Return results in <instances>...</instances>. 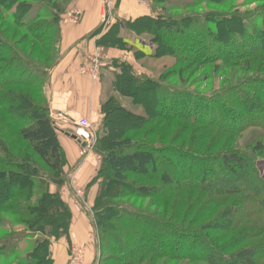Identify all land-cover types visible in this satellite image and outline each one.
<instances>
[{
  "label": "trees",
  "instance_id": "1",
  "mask_svg": "<svg viewBox=\"0 0 264 264\" xmlns=\"http://www.w3.org/2000/svg\"><path fill=\"white\" fill-rule=\"evenodd\" d=\"M20 1L22 0H0V62H3L0 63V91L14 83L16 73L14 65H23L21 75L24 78H30L35 73L33 67L38 65L49 69L59 58V52L55 49L56 43H51L47 38L50 30L44 32L42 29H32L20 38L22 44L32 43L33 45L28 55L18 48V44L5 37L7 31L23 29L27 26L21 15L23 6L13 11L10 7L11 3L16 4ZM48 6L56 21L58 41L61 33V27H59L61 15L67 10L68 4L66 0H54V3H49ZM219 17V15H208L207 18L216 26L217 33H227L224 25L233 24L238 20L235 16ZM148 19L139 18L129 22L128 25L134 30L143 29V32L149 29V33L163 37L170 41V45L172 42H177V39L169 34V29L166 28V31L164 28L160 29L155 23L148 25L146 21ZM262 24L264 27V20ZM102 29L101 27L96 30L94 35L101 34ZM187 32L190 38L186 41L195 42L199 51L203 52L207 49L215 51L216 61L249 60L251 63L258 64L256 70L259 75L257 73L241 83V87H245L247 93L240 88H232L225 94L230 106L223 107L222 112L238 125L231 129L224 128L226 133L239 132L244 127H260L264 131V28L252 30V36L244 29H238L231 37L217 36L216 38L210 36L206 38L193 30H187ZM168 34L170 37H166ZM111 35L113 34L109 31L102 34L98 43L112 45L105 41L110 40ZM238 36L244 38L247 36L248 44L240 50L234 48L235 50L223 54L228 43ZM171 50L173 51V47H170L169 51ZM170 52L165 50L156 55L171 56ZM174 56L177 59L176 63L183 61L182 58L179 60L176 55ZM207 59L206 64L210 63V58ZM185 61L199 62V59L192 54ZM240 66L250 68V64L242 63ZM179 71L182 70H174L166 77H177ZM178 75L180 76V73ZM4 77L6 80H3ZM256 77L257 79H254ZM118 78L121 84V91L117 90L119 92H123V87L135 80L129 72ZM17 82L22 85L23 80H17ZM135 84L138 88L132 93H140L142 82L137 80ZM27 86L30 87L31 84ZM160 88H162V91H159L161 98L158 96L159 92H155L158 98L154 96L155 103L151 104L155 108L158 107L159 101H163L162 97L173 95L171 88ZM39 91L36 98L40 103H36L35 97L27 91L10 88L4 90L0 99L4 116L0 117V123L12 120L18 128L20 137L29 143L34 155L42 160L51 173L62 177L61 183L63 184L66 182L65 166L68 160L59 140L58 129L48 108L43 105L45 101L43 90ZM152 100L153 98L149 99V102L151 103ZM119 110L124 112L126 118L131 115L133 117L142 116L122 106L116 98H110L102 104L101 112L106 118L104 122L106 129L104 133L97 135L92 147L93 152L102 158L99 173L106 177L97 197L94 211L99 233V255L95 264H141L144 255L201 261L205 264H264V178L258 174V169L254 167L253 162H249L237 150L222 151L219 157L220 168L225 174L221 175L229 186L226 189L212 188L213 192L210 188L201 189L193 183L199 178H202L201 181H208L209 175L215 174V170L206 168L191 172V168H186L182 173L184 176H189L179 180L175 178V174L161 169L159 158L155 154L154 143L143 141L137 143L135 140V142L125 144L132 139L123 134L121 140L113 137V129L108 119L114 118L115 112ZM156 111L153 112L152 117H148L150 119L148 122H138L124 130L138 131L148 123L154 125L152 130H157L158 123H163L161 119L164 116L162 112ZM10 112L15 113L17 119L13 120L9 116ZM172 118L176 117H169L168 120ZM213 126L216 125L213 124ZM252 151L253 153H264V137L254 142ZM0 154L6 156V160H0V191L4 192V197L0 199V212L21 218L29 228L45 235L43 239L35 243L33 249L25 257L21 259L19 257L16 264H53L49 249L50 240L53 237L58 239L69 235L72 221L71 210L64 203L60 193L50 191V183L38 174V167L32 161L29 159L16 160V155L3 137H0ZM197 159L202 162L206 160ZM130 175L151 178L158 181L160 185L134 184L129 181ZM193 178L196 180L192 181ZM189 189L208 192L210 197L204 200L197 211L194 210V206L193 209H189L188 204L183 212H180L178 206L182 204L181 201L173 202L176 199L175 194L186 192ZM137 195L156 199L168 197L169 201L166 200L167 205L162 214L149 212L129 203L112 199V196L125 198ZM19 200H24V202L19 203ZM10 201H12L11 204ZM107 240H109L108 246L105 244ZM131 241L133 244L129 245ZM6 247V241L0 244V249L3 250ZM138 257H141V260L137 261Z\"/></svg>",
  "mask_w": 264,
  "mask_h": 264
},
{
  "label": "rangeland",
  "instance_id": "2",
  "mask_svg": "<svg viewBox=\"0 0 264 264\" xmlns=\"http://www.w3.org/2000/svg\"><path fill=\"white\" fill-rule=\"evenodd\" d=\"M136 1L145 9L138 11L134 20L149 18L146 20L148 21V25L155 23L160 29L164 28L165 31L166 28L169 29V34L175 37L177 42H172L170 45V41L149 33V29L147 32H143V29H132L128 24L133 20L120 19L115 15L120 0H110V2L102 0L104 21L100 24V27L102 26L103 29H106L105 33L109 31L110 34L113 35H111L110 40H105L106 43H112V45L101 44V46H104L105 51L110 48L124 50L119 53L123 56L115 57L110 61V66L114 69L112 71L113 75L110 78L111 84L108 81L107 84L109 85L108 89L112 88L113 90L112 92L109 90V92L107 91L109 93L107 100L116 98L122 106L128 107L135 113L142 115L140 117H133V115H131L129 118H126L123 111H116L115 117L108 119V123L110 124L111 122L110 125L113 129V137L120 138L121 140L123 134L134 140H130L125 144L135 142V140L137 143L138 141L154 143L156 150L155 154L159 158L162 166L161 169H166L175 174V178H179V180L185 178L186 175L184 176L182 172L186 168H191V172L194 170L199 171L200 169L205 170L206 168L215 170V174L209 175L208 181H201L202 178H199L198 181L193 183V185L200 186L201 189L210 188L212 191V188L226 189L229 186V183L225 181L221 175L225 174V172L220 168L221 163L219 157L224 150H237L241 152L249 162H253L254 167L258 169V174L264 178V153H253L252 151L254 142L264 137L263 129L260 127H244L239 132L226 133L227 131H225L224 128L231 129L238 125H236L227 114L222 112L223 107L230 106L225 94L232 88H240L243 92L247 93L246 88L241 87V83L257 75L258 70H256V67L258 64L251 63L249 60L231 62H224L223 60L216 61L215 51L210 49L203 52L199 51L195 42L191 43V41H189L188 43L186 41L190 38L187 30H193L196 33L199 32L206 38H209V36L216 38L217 36L231 37L236 34L238 29H244L252 36V30L264 28L262 24L264 20V0ZM66 2L68 4L67 10L61 15L59 27H61L62 24H74L64 22L65 15L70 11L81 9L84 15V9L78 4V0H66ZM49 3L53 4L54 0H22L16 4H10L12 11L18 10L20 6H23L21 15L27 26L23 29L9 30L6 32L5 37L13 43L18 44V48L23 50L26 55L30 53V49L33 45L32 43L22 44L20 38L32 29H42L44 32L50 30L47 38L51 43H56L55 49L60 52L61 33L57 41L56 21L49 10ZM143 11L148 13H146V15H139ZM208 15H219L220 17L235 16L238 20L233 24L229 23V25H224L227 33H217L216 26L207 20ZM169 34L166 37H170ZM245 38L243 36H238L235 40L228 43L223 54L237 48L240 50L246 46V44H248V39L247 36H245ZM189 45L190 47H188ZM170 47H173V51L171 50V52L169 51ZM165 50L170 52L171 56L166 54L156 55L158 52ZM192 54L199 59V62L190 61L189 63L185 61L186 58L188 59ZM174 55H176L179 60L182 58L183 61L181 63H176L177 59ZM223 56L227 57V55ZM204 57H206V59ZM208 57L210 58V63L206 64L205 62L208 61ZM0 63L2 64L3 62ZM242 63L250 64V68L246 69V67H241L240 65ZM13 68L16 69L14 83L6 86L3 91L7 88L27 91L35 97L36 103H40L36 96L39 95V90H43L45 87L48 79H46V77L50 68L47 69L48 67H40L37 65L33 67L35 72L34 75L30 78L25 77L26 79L21 75L23 65H14ZM178 69L182 70L179 71L180 76L178 75L179 73H177V77H166L168 74L170 75V73ZM127 72H129L136 81L142 82L143 86L140 89V93H132L138 88L135 84V80L133 83L125 85L122 89L123 92L117 91L120 90L121 86L118 77ZM254 79H257V77ZM3 80H6V77H4ZM17 80H23L22 85H20ZM26 84H31V86L28 87ZM160 87L171 88L174 96L170 95L167 97V95H165V97H162L163 101H159L158 107L155 108L151 104L155 103L154 96L156 98L160 96L161 98L162 95L159 91H162V88ZM3 91H0V99L4 94ZM155 92H159L158 96L155 95ZM123 94L126 95L124 96ZM151 98H153V100L150 103L149 99L151 100ZM107 100H104V102ZM156 109L158 111H156ZM154 111L158 113L162 112L164 116L163 119H161L163 123H158L157 130H152L154 125L149 123L144 124L138 131L134 129L124 130L127 127L138 124V122H148V120H150L148 117H152ZM1 116H4V109L2 106H0V117ZM9 116H11L13 120L14 118L17 119V115L13 112H10ZM168 116H174L176 118L168 120ZM105 120L106 118L102 114L98 124L93 126V143H95L99 133H104V129H106L104 125ZM213 124L216 126L214 127ZM57 129L58 134H61L59 127ZM147 134L148 136H146ZM0 137L7 140V144L10 145L11 151L16 155V160L29 159L38 167V174L43 176L46 182L50 183V191L53 193H60L64 203L70 208L72 221L74 219L73 214L76 215L75 213L85 214L90 219V230L86 232L87 235L84 240L80 241V244L72 243L70 238L71 226L68 236H62L58 239L54 237L51 238L49 249L53 264H56L54 258L56 248L62 247L71 248L69 260L68 262L66 261L67 264H72L75 255H78L82 250L84 251V257H82L81 264L87 263V257L92 254V250L93 253H96L91 263L95 264L99 255V233L94 211L97 197L103 188L106 178L104 174L99 173L102 164V158L101 160L98 158L100 155L92 150L90 154L86 156V158L88 157L86 162L88 163L87 166L91 165L96 170L95 176L88 184L81 186L79 183H76L77 176L73 175L74 193L75 195L77 193L79 197H81V202L75 198L73 191L66 184L67 181L62 184V177L51 173L42 160L34 155L29 143L20 137L18 128L12 120L0 123ZM93 145L94 144H92V146ZM85 151L86 149L82 148L83 155ZM5 157L6 156L0 154V160H6ZM197 158L206 160L202 162ZM13 160L15 159L13 158ZM67 166L68 163L65 166V176L68 175ZM105 170L107 171V169ZM214 179L217 180L215 181ZM195 180V178L192 179V181ZM129 181L134 184L160 185V183L154 179L136 175H130ZM231 186H234V184H231ZM175 195L176 199L174 201L171 199V201L176 203L181 201L182 205L178 206L180 212H183L188 204L189 209H193L194 206V210L197 211L204 200L210 197L208 192H202V190L198 191V189H189L186 190V192L176 193ZM198 196L200 198H198ZM3 197L4 192L1 190L0 199ZM5 197H8V195H5ZM88 197L91 198L90 206H87ZM112 199L127 204L129 203L136 208L149 212H159L163 214L168 197L156 199L137 195L133 197L127 196L125 198L112 196ZM22 202H24V200H19V203ZM9 203L11 204L12 201ZM0 217V244L4 241L7 243L6 249H0V264H10L11 262L12 264H16L19 257L20 259L25 257L27 253L33 249L35 243L43 239L45 235L35 229L29 228L28 225L23 223L22 219L17 216L0 212ZM105 244L108 246L109 240H107ZM132 244V241L129 242V245ZM141 257H138L136 260L138 261ZM142 258L143 261L141 264H205L201 261L195 262L168 257L157 258L151 255H144Z\"/></svg>",
  "mask_w": 264,
  "mask_h": 264
},
{
  "label": "crops",
  "instance_id": "3",
  "mask_svg": "<svg viewBox=\"0 0 264 264\" xmlns=\"http://www.w3.org/2000/svg\"><path fill=\"white\" fill-rule=\"evenodd\" d=\"M78 4L84 9V15L78 24L61 25V42L60 47L58 46L60 57L48 71V79L43 88V105L48 108L54 124L61 131V134H58L59 140L68 160L66 184L73 191V195V175L77 176L76 183L82 186L88 184L96 174L95 168L87 166L86 163V156L91 151L86 150L84 156L81 143L72 137L78 128L76 120L87 118L93 126L98 124L102 117V104L107 100L108 92L113 90L108 89L107 84V81L111 84L110 78L114 69L110 66V61L123 56L119 53L124 51L117 48L105 51L104 46L98 43L100 36L106 32L105 28L101 34L94 35L96 30L101 29L100 24L104 21L102 0H78ZM144 9L136 0H120L115 15L120 19L134 20L137 12ZM146 13L148 12L143 11L139 15ZM97 54L100 65L94 78L89 70L93 67ZM89 204L91 198L88 197L87 206H90ZM75 214L70 238L72 243L80 244V241L85 239L86 232L90 230V219L85 214ZM70 253L69 247L56 248V264H67ZM95 253L92 250L86 264H92Z\"/></svg>",
  "mask_w": 264,
  "mask_h": 264
},
{
  "label": "built area",
  "instance_id": "4",
  "mask_svg": "<svg viewBox=\"0 0 264 264\" xmlns=\"http://www.w3.org/2000/svg\"><path fill=\"white\" fill-rule=\"evenodd\" d=\"M110 2V0H106V2ZM145 1V0H144ZM83 17V11L81 9H76L73 11L68 12L64 17V22L67 23H74L77 24L81 21ZM100 65V59L99 54H97L93 67L89 70V73L92 75V77L97 76L98 67ZM76 123L78 124V128L75 129L74 134L77 135L78 138L81 139L82 142H86V147L84 149L92 151V144L93 143V136H94V127L90 120L87 118H79L76 120ZM99 160H101V157L98 156ZM77 195V196H76ZM75 198L82 202L81 197L76 193ZM78 197V198H77ZM82 257H84V251H80L78 255H75L74 260L72 264H81Z\"/></svg>",
  "mask_w": 264,
  "mask_h": 264
},
{
  "label": "water",
  "instance_id": "5",
  "mask_svg": "<svg viewBox=\"0 0 264 264\" xmlns=\"http://www.w3.org/2000/svg\"><path fill=\"white\" fill-rule=\"evenodd\" d=\"M72 137H73L75 140H77L79 143H81V145H82L83 148L86 147V145H87L86 142H82L81 139L78 138L76 134H73Z\"/></svg>",
  "mask_w": 264,
  "mask_h": 264
}]
</instances>
